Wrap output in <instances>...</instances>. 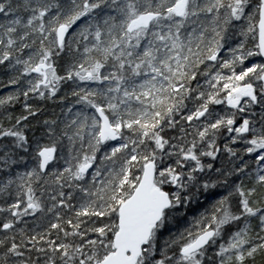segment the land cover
<instances>
[{
  "label": "snow or ice",
  "instance_id": "6c2138e0",
  "mask_svg": "<svg viewBox=\"0 0 264 264\" xmlns=\"http://www.w3.org/2000/svg\"><path fill=\"white\" fill-rule=\"evenodd\" d=\"M0 73V264H264V0H0Z\"/></svg>",
  "mask_w": 264,
  "mask_h": 264
},
{
  "label": "trees",
  "instance_id": "16d2710c",
  "mask_svg": "<svg viewBox=\"0 0 264 264\" xmlns=\"http://www.w3.org/2000/svg\"><path fill=\"white\" fill-rule=\"evenodd\" d=\"M6 77L0 73V81H4L6 83ZM13 90L12 88H0V96H3V95H6L8 91H11ZM20 109H19V106H16V111L18 112ZM49 111H51V108H49ZM56 111H59V109H56Z\"/></svg>",
  "mask_w": 264,
  "mask_h": 264
}]
</instances>
